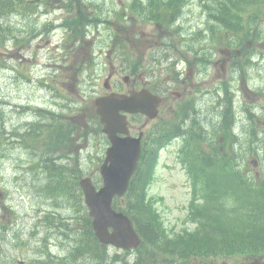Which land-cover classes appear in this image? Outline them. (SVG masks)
<instances>
[{"label":"rangeland","instance_id":"rangeland-1","mask_svg":"<svg viewBox=\"0 0 264 264\" xmlns=\"http://www.w3.org/2000/svg\"><path fill=\"white\" fill-rule=\"evenodd\" d=\"M57 15L63 16V12L59 11ZM61 38L62 37H60V39ZM26 50L28 51L23 52L24 55L26 56L32 55L31 56V62H32L31 67H33L35 70L34 72L36 76L35 79L41 77L42 75H47L51 73L52 75H54V78H56V75H59L60 73H62V70L60 68L58 69L53 65L54 58L59 56L58 52H56L55 49H53L50 54H47L45 51H40L39 56H37V59H36L35 53L32 50H29V49H26ZM16 53L17 54L11 55L12 61L19 60L20 57L24 59L22 52H16ZM63 64L64 63L61 62V65ZM98 72H100V69H98ZM13 76L14 75L8 71L0 73V93H6L9 91L14 97H21L24 94V91L18 90L15 85L11 84L12 81L10 79ZM91 87H92V84H90L89 82H85V84L83 85V88L87 91V93L91 92ZM20 88L27 89L28 87L27 85H25V86H20ZM92 91H93V88H92ZM44 92H45L44 90L37 91L35 85L33 84L31 97L36 98L37 100H44L46 98ZM0 96H2V94H0ZM89 101H91V99L88 95L87 100H84V104L88 103ZM3 106L6 107L8 111L11 110L8 105H3ZM84 113H86L87 117L89 118L90 112L88 113V111H86ZM85 121H86V117H85ZM161 179L164 180V182L162 183L161 191L163 194L166 195L167 199H169L172 202H181V199L177 192H182L184 185H186L185 182H187L188 178L185 172L178 170V166L174 164L173 159L169 160V166L167 167V170L162 172ZM24 212H25V209H24ZM24 212H22V217H24ZM176 213H177L176 211L172 212V214L170 215V220H174V215ZM22 227L23 226L21 225V228ZM24 230L26 231L25 226H24ZM20 253L25 256L28 255L24 249H21Z\"/></svg>","mask_w":264,"mask_h":264},{"label":"trees","instance_id":"trees-1","mask_svg":"<svg viewBox=\"0 0 264 264\" xmlns=\"http://www.w3.org/2000/svg\"><path fill=\"white\" fill-rule=\"evenodd\" d=\"M0 15L2 12L0 11ZM7 29L4 27L0 28V39H3L6 36ZM193 207L196 212L201 214H206L209 217H213L215 213V206L213 203L206 204H195L193 203ZM256 230L251 240L250 238L245 241H240V238L236 235V232H233L232 235H226V241H233L238 244V249L247 251L250 253H261L264 252V213L261 215L260 220L256 224ZM85 244V243H84ZM83 246L81 247V249ZM87 253V248L85 245L84 254Z\"/></svg>","mask_w":264,"mask_h":264},{"label":"water","instance_id":"water-1","mask_svg":"<svg viewBox=\"0 0 264 264\" xmlns=\"http://www.w3.org/2000/svg\"><path fill=\"white\" fill-rule=\"evenodd\" d=\"M111 105V104H109ZM107 107L108 118H106L114 127L122 128V124L116 119L114 113L111 111L110 106Z\"/></svg>","mask_w":264,"mask_h":264},{"label":"flooded vegetation","instance_id":"flooded-vegetation-1","mask_svg":"<svg viewBox=\"0 0 264 264\" xmlns=\"http://www.w3.org/2000/svg\"><path fill=\"white\" fill-rule=\"evenodd\" d=\"M232 84L234 85V80H233V83Z\"/></svg>","mask_w":264,"mask_h":264}]
</instances>
